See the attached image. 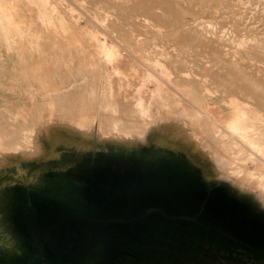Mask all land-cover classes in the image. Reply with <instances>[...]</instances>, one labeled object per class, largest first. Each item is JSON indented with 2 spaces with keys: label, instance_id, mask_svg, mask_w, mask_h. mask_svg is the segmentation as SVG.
Returning a JSON list of instances; mask_svg holds the SVG:
<instances>
[{
  "label": "rangeland",
  "instance_id": "rangeland-1",
  "mask_svg": "<svg viewBox=\"0 0 264 264\" xmlns=\"http://www.w3.org/2000/svg\"><path fill=\"white\" fill-rule=\"evenodd\" d=\"M143 1L0 0V264H264V0Z\"/></svg>",
  "mask_w": 264,
  "mask_h": 264
},
{
  "label": "bare ground",
  "instance_id": "bare-ground-1",
  "mask_svg": "<svg viewBox=\"0 0 264 264\" xmlns=\"http://www.w3.org/2000/svg\"><path fill=\"white\" fill-rule=\"evenodd\" d=\"M144 2V4H145V6H146V9L148 10V11H150V12H152L153 14H155L154 13V11H155V9H154V7L155 6H159L158 4H159V2L158 3H156V2H152V1H150V0H144L143 1ZM162 2H160V4H161ZM171 3L170 2H168V1H166V2H163V6L164 7H168V8H171V7H173V11L174 12H176L177 14H178V10L176 9V8H174V5H170ZM177 4V3H176ZM155 5V6H154ZM176 6V5H175ZM180 12V11H179ZM158 13V12H157ZM160 15V14H159ZM21 17V16H20ZM24 17V16H23ZM161 19V18H160ZM165 20H166V18H165ZM166 22V21H165ZM167 23L169 24V26H173V28L175 29H182L181 31L179 30V33L180 34H182V33H184L185 32V26L184 25H181L180 24V22L178 21V19H177V17H175V18H173V19H169L168 21H167ZM31 24V23H30ZM184 28V29H183ZM194 32V31H193ZM177 34V33H176ZM195 34V33H194ZM183 38H186L187 37V35H186V33H184L183 34V36H182ZM191 38H195V35H192V36H190ZM190 39V38H189ZM173 40V39H172ZM184 40V39H183ZM204 43V42H203ZM203 43H201V44H203ZM41 44V43H40ZM44 44V43H43ZM42 44V45H43ZM176 44V43H175ZM214 45V44H213ZM227 51V50H226ZM234 51V50H233ZM229 52V51H228ZM226 53V52H225ZM184 54V53H183ZM237 55V54H236ZM245 56V55H244ZM234 57V56H233ZM201 59V58H200ZM237 59V58H236ZM55 61V60H54ZM250 62V61H249ZM116 63V62H115ZM212 64V63H211ZM254 64V63H253ZM207 65V64H206ZM245 66V65H244ZM222 68V67H221ZM231 68V67H230ZM235 68V67H234ZM125 71V70H124ZM211 74H212V76L214 75V77L216 78V79H218V81H220V80H225L226 79V77L224 76V75H220L216 70H213L212 72H211ZM231 79V78H230ZM230 79H226V80H229L230 82H228V84L230 85V87L232 88V86L236 89V90H238L239 92L237 93V94H239L240 92H241V95L242 94H248L249 96H251V99H252V101L250 100L249 102L251 103V106L255 109V110H259V111H262V112H264V97H262V96H264V95H262L264 92L262 91V93L259 91V93H261V95H259V94H257L256 92H254V90L252 91V89L250 90L249 89V87L248 86H246L245 85V83H241V82H238V81H235L236 83L238 82V85L236 86V84L235 85H233V83H235L234 82V79L232 80H230ZM245 80V79H244ZM141 82V81H140ZM225 82V81H224ZM233 82V83H232ZM146 84V83H145ZM227 85V84H226ZM76 87V86H75ZM227 87V86H226ZM146 88V87H145ZM229 88V87H228ZM250 88H252V87H250ZM233 90V89H232ZM235 91V90H234ZM127 93V92H126ZM247 95V96H248ZM74 96V95H73ZM243 96H245V95H243ZM242 96V97H243ZM74 98V97H73ZM79 101H81V100H79ZM174 101V100H173ZM228 101V100H227ZM122 107V106H121ZM220 111V110H219ZM203 123V122H202ZM48 129V128H47ZM67 129H69V130H67ZM230 129V128H229ZM232 130V129H231ZM71 129L69 128V127H63V128H57V129H55V131L53 132V133H51V132H49V130H47V131H45L44 132V134L43 135H41V137L43 138V139H45V140H49L50 141V145H49V147L50 148H52V146H53V144L55 143L54 142V140L55 139H57V140H59L60 142L62 141H64V139H66V137L67 138H69V137H71V138H73V140H75L76 142L78 141L79 142V140H81L82 138H84L85 136L83 135V133L80 131V130H78V131H80V132H77L76 134H74L73 132H75V131H71ZM69 132V133H68ZM238 132V131H237ZM150 133H152L151 134V136L150 137H152L153 139H152V142L154 143V142H159V143H161V142H163V143H168V142H171V141H173V140H175V139H172V138H165L166 136H164L163 134H160L158 131L157 132H150ZM251 133V132H250ZM42 134V133H41ZM53 134H55V139H53V137H52V135ZM39 136H40V134H39ZM169 136V135H168ZM174 136V135H173ZM40 137V138H41ZM263 137V136H262ZM177 140V139H176ZM43 141V140H42ZM48 141V142H49ZM47 142V141H46ZM184 145L187 143V142H185V141H181ZM188 149H190V147H186L185 148V150H188ZM44 150V149H43ZM263 156V155H262ZM202 165V163H199L198 164V162H197V164H196V166H201Z\"/></svg>",
  "mask_w": 264,
  "mask_h": 264
},
{
  "label": "flooded vegetation",
  "instance_id": "flooded-vegetation-1",
  "mask_svg": "<svg viewBox=\"0 0 264 264\" xmlns=\"http://www.w3.org/2000/svg\"><path fill=\"white\" fill-rule=\"evenodd\" d=\"M12 185V184H11Z\"/></svg>",
  "mask_w": 264,
  "mask_h": 264
}]
</instances>
